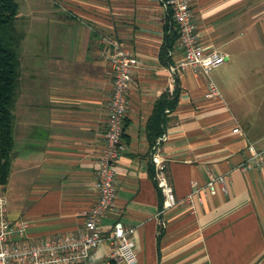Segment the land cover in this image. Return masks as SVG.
I'll return each mask as SVG.
<instances>
[{
	"label": "crops",
	"instance_id": "0c3cea01",
	"mask_svg": "<svg viewBox=\"0 0 264 264\" xmlns=\"http://www.w3.org/2000/svg\"><path fill=\"white\" fill-rule=\"evenodd\" d=\"M16 1L24 39L2 192L10 193V218L30 224L28 238L80 233L98 201L114 81L101 51L103 39L115 37L140 64L128 93L117 198L102 228L121 221L136 230L137 264H264V165L240 169L250 144L264 150V0H190L202 45L226 57L208 75L181 66L179 39L163 52L178 28L162 0ZM209 82L220 99L206 98ZM159 138L178 200L212 174L228 177V193L206 195L196 214L180 203L160 215L152 161ZM112 250L106 241L85 264H124L110 261Z\"/></svg>",
	"mask_w": 264,
	"mask_h": 264
},
{
	"label": "built area",
	"instance_id": "2783aa9c",
	"mask_svg": "<svg viewBox=\"0 0 264 264\" xmlns=\"http://www.w3.org/2000/svg\"><path fill=\"white\" fill-rule=\"evenodd\" d=\"M172 10L177 24L179 42L183 49L182 67H190L197 73L209 74L222 66L226 57L216 51H208L201 43L193 19L190 0H162ZM102 56L109 62L114 81L109 101L108 125L105 133L104 149L99 159L95 190L97 203L86 213L83 230L76 235H60L44 240L31 241L28 238L30 224L27 221H13L10 218L8 200L0 194V264H85L91 253L106 241L113 248L110 261L137 264L138 253L134 242L135 229L126 227L121 221L114 223L107 232L101 223L115 205L118 193L117 164L126 146L123 143L124 121L128 110V93L133 75L139 67V59L124 42L115 37H105ZM206 98L220 99L218 87L209 82ZM235 133H242L239 128ZM243 134V133H242ZM157 140L156 151L152 154L155 178L164 201L160 215L175 208L180 203L187 205L196 214V204H202L206 195H215L219 187L228 193V177L212 174L209 181L201 186L192 182L193 191L183 200H178L167 175L168 165L161 154ZM249 156L240 166L244 172L264 165V150L250 144Z\"/></svg>",
	"mask_w": 264,
	"mask_h": 264
},
{
	"label": "trees",
	"instance_id": "16d2710c",
	"mask_svg": "<svg viewBox=\"0 0 264 264\" xmlns=\"http://www.w3.org/2000/svg\"><path fill=\"white\" fill-rule=\"evenodd\" d=\"M19 5L16 0H0V188L8 185L14 153V109L21 78V43L23 33L18 29ZM179 39L178 30L166 36L163 52ZM160 109V108H159ZM158 109V110H159ZM163 107L154 119L161 122ZM157 124L156 137L162 134Z\"/></svg>",
	"mask_w": 264,
	"mask_h": 264
},
{
	"label": "rangeland",
	"instance_id": "374dc122",
	"mask_svg": "<svg viewBox=\"0 0 264 264\" xmlns=\"http://www.w3.org/2000/svg\"><path fill=\"white\" fill-rule=\"evenodd\" d=\"M20 52H21V50H20ZM20 90V89H19ZM14 114H15V109H14ZM1 190V192H2V188L0 189ZM0 192V194H3V195H5L6 197H7V199H8V197L10 196V193L9 192H7L6 193V191H3L2 193ZM9 200V199H8Z\"/></svg>",
	"mask_w": 264,
	"mask_h": 264
}]
</instances>
